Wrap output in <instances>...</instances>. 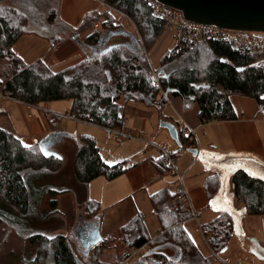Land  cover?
Masks as SVG:
<instances>
[{
  "label": "trees",
  "instance_id": "16d2710c",
  "mask_svg": "<svg viewBox=\"0 0 264 264\" xmlns=\"http://www.w3.org/2000/svg\"><path fill=\"white\" fill-rule=\"evenodd\" d=\"M98 1L124 16L137 36L130 38L112 13L88 12L80 25L73 28L59 16L60 0H0L3 92L17 102L41 107L67 100L70 113L82 115L86 122L108 131L123 127L128 103L158 106L160 110L167 95L180 98L185 109L197 105L201 123L236 120L229 99L232 95L253 99L264 117V56L241 55L222 41L207 40L193 46L180 43L167 51L158 67L152 69L140 50L151 52L164 32L166 21L154 15L149 0ZM97 18H103L97 31L83 40L74 37L80 48L92 52L75 66L54 73L40 60L24 64L13 50L24 35L44 39L53 48ZM122 30L128 42L103 47L108 35ZM177 131L180 150L196 148L185 129L177 126ZM68 136L78 144L72 169L76 181L86 184L98 177L111 180L127 170L125 161L106 164L90 136L51 133L38 145L25 146L12 132L0 128V227L10 222L9 211L27 219L32 217L33 209L40 207L49 190L37 183L46 174L57 172L62 164L61 157L48 153H52L53 144ZM45 141L50 143L47 152L43 148ZM154 167L160 176L165 175L166 159H157ZM228 178L233 201L242 207V214L264 215V180L244 168L235 169ZM221 182L220 174L205 178L203 189L208 201L215 197ZM175 195V186H165L149 196L152 213L159 222L158 234L153 239L148 236L142 214L136 212L108 239L96 235L99 240L87 248V257L75 250L67 235L32 234L27 238L35 246L32 260L37 264H110L101 257L103 251L113 248L117 251L114 264H216L212 257L202 256L191 242L183 224L192 214L173 203ZM52 202L54 212L57 204ZM86 209L93 212L98 203L88 200ZM91 216L88 213L86 218ZM233 230L234 215L221 212L205 225L203 232L215 251L227 245ZM143 247L148 249L125 262ZM171 248L175 256L164 251Z\"/></svg>",
  "mask_w": 264,
  "mask_h": 264
},
{
  "label": "crops",
  "instance_id": "0c3cea01",
  "mask_svg": "<svg viewBox=\"0 0 264 264\" xmlns=\"http://www.w3.org/2000/svg\"><path fill=\"white\" fill-rule=\"evenodd\" d=\"M99 7L100 4L97 0H60L59 16L65 23L73 28H77L82 21V17L86 13L96 11ZM92 31V28L88 25V27L80 30L75 36H68L63 42L53 48H50L48 42L44 39L31 35H24L27 36V39H21L22 37H20L14 44L13 50L24 64L30 65L35 61L40 60L50 71L56 73L75 66L85 60L86 56L92 55L91 51L80 48L78 40L74 38L77 37V39L83 40L90 35ZM121 33H124L123 30L122 32H115L114 34L108 35L103 42V47L128 42L129 39L124 35L125 33ZM128 33L129 34H126L134 39V35L130 32ZM141 51L142 50H140V53L143 55V52ZM229 99L236 114V120L201 123L197 115V105L193 104L189 109H185L183 107V101L180 98L167 95L165 102L169 105L172 113L180 119V122L174 123V120L170 117V112L166 113L163 111L165 104L161 108L162 111L160 109L162 113L160 116V122L168 121L176 127L179 126L180 128L185 129L188 138L195 141V147L198 152L197 156L204 159L205 166L208 170H211L213 174H220L222 182L220 183L217 194L212 199L220 202L218 206L220 212L218 213L228 211L233 215L234 213H241L242 216V207L236 205L232 198V188L228 178L230 172L225 174L223 170L209 163L208 159L219 158L223 155L237 154L252 155L264 161V117L255 101L256 105L246 101L251 98L232 95ZM1 100L4 99H0V101ZM56 113H59L57 107H51L49 105L42 107L34 106L23 104L11 99L8 102L4 101L0 103V128L12 132L25 146L38 145L44 140L42 138L46 135L51 133H66L55 128V118L59 116ZM51 117L53 118L52 120L50 119ZM86 123L85 129L80 132L78 137L90 136L94 139L98 149L99 146L103 144L104 137L106 138V142H109L111 135L110 131L88 122ZM124 131L134 137H141L137 129L130 127L129 122L125 126ZM158 135L159 133H157L155 137H158ZM134 140V147L137 148L133 149V152L131 153L120 156V160L116 162H126L127 170L124 173L111 180L98 177L89 183L78 184L80 188L78 205V238L81 242L89 241L92 244L83 245V247H91L96 244L92 243L93 235H97L95 230L96 226H93V224L100 222L98 215L103 210L118 205L122 200L130 199V205L134 214L140 212L139 207L141 203H145V201L149 202V196L162 188V184H160V186L158 185V183L161 182V179L166 175L174 176L168 170L165 175L160 176L154 167L155 161L159 159L160 156L157 152L158 150L145 149V145L143 146L139 143L140 140ZM57 144L58 143L54 144L53 148L59 155V149H62L63 147H66V151L72 153L70 156V169L72 171L74 155L78 148L77 141L68 136L67 139L63 140L62 145L58 146L59 148L57 147ZM169 153L174 157L175 164H180L182 169L186 168L185 172H190L194 167L195 163L191 165L190 161H183L184 155L181 152L179 159H176L177 157L174 156L173 152ZM95 182H98V185L101 187L100 192L98 193H94L90 189V186ZM175 185L169 186L174 187ZM202 190L203 192H199L192 187H189L188 190H186L188 197L191 198L190 201L192 202L193 211L196 209L199 213L203 212L204 208L208 207L209 202L206 198L204 189ZM149 191L154 192L151 193ZM88 200L97 202L98 209L89 212L86 209V202ZM186 211H189L192 214V210ZM88 213L92 215L90 218H86ZM121 216L123 217L120 212L114 213V219L119 220ZM80 224L87 226V228L90 227L88 232L83 234V232L79 230ZM110 234L111 233L109 232L106 236H110ZM259 262L260 264L263 263L262 261Z\"/></svg>",
  "mask_w": 264,
  "mask_h": 264
},
{
  "label": "rangeland",
  "instance_id": "374dc122",
  "mask_svg": "<svg viewBox=\"0 0 264 264\" xmlns=\"http://www.w3.org/2000/svg\"><path fill=\"white\" fill-rule=\"evenodd\" d=\"M99 4L100 7L97 12L99 14H103L106 8L101 6V2H99ZM112 14L124 30L132 33L134 36H137L134 26L124 16L116 13L114 10L112 11ZM102 20L103 18L98 20V24L101 23ZM175 36V30L165 26L163 34L151 52L146 54L143 51V55L150 62L152 69H156L159 65L161 57L167 51L174 48L176 44ZM21 37V39H27V36ZM9 100L11 99H4L1 100L0 103L4 101L8 102ZM246 101L256 105L253 99ZM164 104L165 107H163V111L166 113L170 112V117L174 120V123H179L180 119L172 113L167 102ZM47 105L57 107L59 110V113H56L59 117L55 118L54 122L55 128L59 131H64L78 137L80 132L85 129L87 124L86 122L75 121L70 117H67L68 115L71 117L75 115L69 112V101H52ZM161 111L158 106L145 107L138 103H128L125 116L127 120L124 121L123 127L120 130L126 133L124 128L129 122L130 127L137 129L141 137H134L126 133L132 138L127 140L125 144H122L114 139L112 134L110 135L109 142H106V138L104 137L103 144L99 146L103 161L106 162V164L111 165L120 160V156L133 152V149L137 148L134 147V139L140 140L139 143L143 146L145 145V149L148 150H158L156 147L157 145H165L168 152L174 153V156L177 157L176 159L180 158L179 156L181 152L184 155L183 161H190L191 165L195 163L190 172H185L186 168L182 169L180 164L176 163L179 172L183 174L182 182L185 189L188 190L189 187H192L197 189L199 192H203L202 189L205 178L213 173L205 166L203 158L200 156L194 158L190 152L186 151V149L180 150V148H178V146L170 138L167 130L159 126L160 116L162 115ZM157 133H159V135L158 137H155ZM62 143L63 141L58 142L57 147L62 145ZM48 145H50V143L45 141L43 144L45 152H47L46 146ZM51 148L52 153L48 154L58 157L62 156L61 158L63 159L61 168H59L57 172L46 174L41 179L42 181L38 182L37 185L44 186L46 190L56 191L57 193H50L48 191L44 197H42L40 207L38 209H33L31 218L23 219L19 215L9 211V215L11 217L10 222H4L0 227V264H37L32 260L35 255V246L27 239L32 234H44L48 237L57 234L67 235L75 250H77L79 254L81 253L83 256L87 257L88 247H83V245H87L88 243L81 242L78 238V205L80 196V188L78 184L80 182L75 180L70 169V156L72 153L70 151H66V147H63L62 149H59V155L53 146ZM157 152L160 154L159 150ZM176 183V176L166 175L161 179V182L158 183V185L160 186V184H162L163 188L165 186L175 185ZM90 189L92 192L98 193L100 192L101 187L98 185V182H95L90 186ZM149 192L152 193L154 191ZM188 200L191 206L192 216L184 222V228L188 233L191 242L202 256L212 257L216 264H223V262L230 264H260L259 261L254 260L253 255L247 250V248L244 247V242L242 241L243 236L240 234H244L247 237L254 239L258 246L264 249V215L241 216V213H234V230L227 245L213 251L208 245L209 236L204 234L203 229L206 224L212 221L219 214L218 212H220V209L218 206L220 202L215 200L209 202L207 201L208 207L204 208L203 212L199 213L196 209L193 211L190 197H188ZM52 201H55V204H57V208L54 212L52 206L54 203ZM130 201V199L122 200L118 205L103 210L98 215L100 222L94 223L93 226H96L95 230L99 238L105 239L107 233L110 232L112 234L116 227L133 216L134 211H132ZM139 208L140 213L143 214L148 236L152 239L158 233L159 222L156 216L151 212L149 202H142ZM116 212L122 213L123 217L121 216L119 220L114 219V213ZM89 228L90 227L87 228V226L80 224L79 230L84 234L88 232ZM112 242L114 241L112 240ZM147 249V247H143L140 251H138L135 257L137 258V256L143 254ZM164 251L170 256L176 255L172 248L165 249ZM116 252L117 251L113 248L105 250L103 251L101 259L104 262L114 264L116 262Z\"/></svg>",
  "mask_w": 264,
  "mask_h": 264
},
{
  "label": "water",
  "instance_id": "95a60500",
  "mask_svg": "<svg viewBox=\"0 0 264 264\" xmlns=\"http://www.w3.org/2000/svg\"><path fill=\"white\" fill-rule=\"evenodd\" d=\"M158 3L180 11L190 22L213 25L227 30H243L264 33V0H156ZM160 127L165 128L172 141L181 147L177 127L168 121H161ZM41 143V142H40ZM193 157L196 148H186ZM208 162L217 166L224 173L244 168L253 175L264 180V161L252 155H223L210 158ZM99 238L92 237V243ZM89 245L91 242L85 241ZM87 244V245H88ZM92 245V244H91Z\"/></svg>",
  "mask_w": 264,
  "mask_h": 264
},
{
  "label": "built area",
  "instance_id": "2783aa9c",
  "mask_svg": "<svg viewBox=\"0 0 264 264\" xmlns=\"http://www.w3.org/2000/svg\"><path fill=\"white\" fill-rule=\"evenodd\" d=\"M98 1V0H97ZM154 8V15L166 21V26L176 32V44L184 45H197L207 40L222 41L232 46V48L241 55H263L264 56V33H255L243 30H227L213 25H202L190 22L186 20L183 14L173 8H169L158 3L156 0H149ZM105 9V12L112 13L113 9L105 5H101ZM102 17V16H101ZM99 18L93 20L90 23V27L93 31H97ZM147 59V58H146ZM150 59V58H149ZM151 60V59H150ZM148 61V59H147ZM149 62V61H148ZM150 63V62H149ZM0 99H11L8 94L3 92V86L0 84ZM55 117V116H54ZM59 117V116H58ZM75 121L86 122L82 115L67 116ZM53 119L52 117L50 118ZM127 120L124 118V121ZM123 121V123H124ZM114 139L122 144H125L127 140L132 138L130 135L122 132L120 129H113L110 131ZM160 152L159 158H165L167 161L168 171L177 177V183L175 185L176 195L173 199L175 205L182 206L185 210H191V206L188 200V194L183 186V175L178 171L174 158L167 151L163 145L156 146ZM110 236L107 235L106 238ZM138 253H132L126 260L129 263L133 260ZM223 264H230L223 262ZM234 264V263H233ZM264 264V261L263 263Z\"/></svg>",
  "mask_w": 264,
  "mask_h": 264
},
{
  "label": "flooded vegetation",
  "instance_id": "af4514ba",
  "mask_svg": "<svg viewBox=\"0 0 264 264\" xmlns=\"http://www.w3.org/2000/svg\"><path fill=\"white\" fill-rule=\"evenodd\" d=\"M239 232V230H238ZM242 241L247 250L253 255L255 261H264V249L258 246L257 242L244 234Z\"/></svg>",
  "mask_w": 264,
  "mask_h": 264
},
{
  "label": "bare ground",
  "instance_id": "6f19581e",
  "mask_svg": "<svg viewBox=\"0 0 264 264\" xmlns=\"http://www.w3.org/2000/svg\"><path fill=\"white\" fill-rule=\"evenodd\" d=\"M84 117V116H83Z\"/></svg>",
  "mask_w": 264,
  "mask_h": 264
}]
</instances>
